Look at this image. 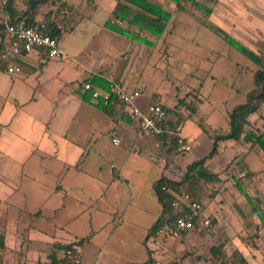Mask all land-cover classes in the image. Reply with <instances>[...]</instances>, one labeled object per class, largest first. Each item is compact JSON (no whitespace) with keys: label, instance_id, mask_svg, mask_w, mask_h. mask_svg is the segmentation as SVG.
Returning a JSON list of instances; mask_svg holds the SVG:
<instances>
[{"label":"crops","instance_id":"crops-1","mask_svg":"<svg viewBox=\"0 0 264 264\" xmlns=\"http://www.w3.org/2000/svg\"><path fill=\"white\" fill-rule=\"evenodd\" d=\"M28 2L10 0L6 7L0 0V26L25 16ZM202 3L212 12L199 24L192 17L188 21L186 11L163 3L172 17L161 38L145 37L153 46L131 41L106 27L114 0H43L39 4L34 20L50 19L61 27L59 47L66 57L48 59L43 50H34L10 59L0 69V264L64 263L68 246L82 253L84 244L90 246L101 237L97 247L112 249L119 243L125 245L121 239L125 235L135 240L140 236L146 251L142 264H219V260L230 264L233 250L240 253L233 264L263 263L264 104L248 116L245 136L239 141L218 140L213 156L208 157L212 150L204 156V168L221 181L202 186L210 189L216 203V215L208 217L214 221L211 246L207 236L189 231L179 239L167 234L149 237L153 242L148 247L144 237L161 212L155 183L162 176L177 182L173 174H185L191 163H175L181 155L175 150L165 154L168 146L156 138H139L124 108L110 115L81 97L83 85L94 77L127 91L138 90L142 103L158 97L169 110L177 99H190V92L199 89L195 114L183 119L175 111L168 114V122L175 123L180 116L179 136L191 145L181 130L200 115L201 108L198 121L212 120L213 148L214 136L229 133V116L234 108L246 104L260 69L215 30L264 57V1ZM171 23L175 29H170ZM200 28L212 32L223 45L213 48L195 42ZM6 44L0 30V51ZM164 59L184 61L205 75L192 88L194 75L185 74L183 85L187 79L191 82L185 93L149 86ZM148 63L153 71L146 73ZM7 66L18 72L7 74ZM112 138L120 144H112ZM259 139L263 148L257 144ZM134 143L141 152L160 156L162 162L164 156L169 166L163 162L161 170L155 162L150 166L151 159L136 157L131 151ZM236 183L249 199L239 193ZM214 246L222 250L218 262L209 259ZM87 262L82 256V264Z\"/></svg>","mask_w":264,"mask_h":264},{"label":"trees","instance_id":"trees-1","mask_svg":"<svg viewBox=\"0 0 264 264\" xmlns=\"http://www.w3.org/2000/svg\"><path fill=\"white\" fill-rule=\"evenodd\" d=\"M42 1L43 0H29L27 4L28 8L26 15L23 16L21 19L11 21L10 24L19 26L29 25L35 22L33 12L36 10V8ZM114 2L115 6L111 17L106 23V27L117 34L126 37L131 41H135L137 43L149 46H153V44L147 41L146 38L141 35V33L146 32L158 38L162 36L166 31L167 24L171 18V14L163 9V3L169 2L174 6L176 10L179 11H185V6L189 3L192 8H195L196 10L200 11L205 17H208L212 12L210 8H207L203 4H200L194 0H158V2H151L150 0H114ZM9 3L10 0H7L5 3L6 7L9 6ZM116 20L121 21L122 24L117 25L111 23V21ZM45 21L49 22L47 24V29L49 30L50 34L52 36L59 37L60 30H57L55 28V23L52 22L50 19H46ZM0 30L4 31V25L0 26ZM215 31L220 37H222L223 41L228 46L245 55L248 59L258 65L260 69H258V71L254 75V90L248 95L246 104L234 108L229 116V133L225 136L214 137L213 148L208 157L213 156V154L215 153L216 143L218 140L232 139L235 141H239L242 136H245L247 133L245 131V125L248 116L256 112L259 107L264 104V57H260L254 54L252 51L248 50L239 42L235 41L229 35L218 30ZM85 84H90L94 88L100 87L102 90H108L109 87L108 82L99 77H94ZM195 92L198 93L199 89H197ZM81 97L84 101H91L92 103H94V105L99 108H102L110 115L114 114L115 110H119L115 106H103L101 102L95 103L92 100V90L84 91V94H82ZM187 107L191 110L192 114H195V109L193 106L189 104ZM164 108L166 109L168 114L172 112V110H169L166 107ZM182 121L183 119L179 116L175 123L167 122L168 130L160 133L155 137L156 139L162 141V144L168 146V149L165 154L171 155L173 150L176 149L177 139L178 137H180L179 129ZM245 140L248 139L245 138ZM257 142V144L263 148L260 139ZM205 159L206 158L196 161L193 164L189 165L187 167L186 173L183 175L182 182H174L162 176L155 183L154 192L161 205V212L156 223L149 230L146 236L147 238L155 236V233L159 226H161L164 221L170 222L174 217V212L171 207V203L176 197L183 194L180 187L184 181L196 183L201 186L221 183L217 175L210 173L204 168L203 165ZM235 186L243 197L249 199L246 192L241 188L239 183H236ZM212 223L214 224L213 220ZM198 234L205 235L207 233L202 230L198 231ZM243 240L247 241L248 239ZM210 255L212 258L215 259L216 262H218L219 257L222 256V250L214 246L210 249ZM238 256H240V253L237 250H233L230 258L228 259L230 260V264L235 263V259ZM225 263L228 264L227 261H225Z\"/></svg>","mask_w":264,"mask_h":264},{"label":"built area","instance_id":"built-area-1","mask_svg":"<svg viewBox=\"0 0 264 264\" xmlns=\"http://www.w3.org/2000/svg\"><path fill=\"white\" fill-rule=\"evenodd\" d=\"M2 1L6 3L7 0ZM48 23V21L39 20L29 25L5 24L4 33L7 44L0 51V69L2 64L7 63L10 59L34 50H43L48 59L65 58V52L59 47V37L50 34L47 29ZM111 23L122 24L119 20L111 21ZM55 28L61 30L57 24H55ZM4 70L7 74L18 72L14 66H7ZM83 89L84 91L92 90V100L95 103L101 102L103 106L124 108L128 119L135 124L136 134L139 138L153 139L168 130V113L158 97L142 103V95L138 90L127 91L115 82H111L108 90L104 91L94 88L90 84H85ZM111 142L114 145L120 144L118 138H112ZM131 151L133 154L139 155L141 153L140 145L134 143ZM189 152H191L190 143L186 138L178 137L175 154L185 155ZM171 207L174 217L170 222L164 221L157 229L155 236L167 234L172 239H179L189 231L203 230L210 233L213 230L212 220L203 215L201 203L191 199L189 195L181 194L176 197L172 201ZM64 259V264H82V253L77 247L68 246L64 250ZM219 263L226 264L223 260H219Z\"/></svg>","mask_w":264,"mask_h":264},{"label":"rangeland","instance_id":"rangeland-1","mask_svg":"<svg viewBox=\"0 0 264 264\" xmlns=\"http://www.w3.org/2000/svg\"><path fill=\"white\" fill-rule=\"evenodd\" d=\"M150 1L158 2V0H150ZM194 1L200 4H203L202 1L206 3L207 0H194ZM241 1H244V0H241ZM260 1H264V0H260ZM210 2L212 5H214L217 2V0H210ZM185 7H187L186 9H188V10H185L186 11L185 17L186 19H188V21H190V19L193 18V20L191 21H197L199 24L201 21H203V19L206 18L200 11L196 10L195 8H192V6H190L189 3ZM171 17H172V14H171ZM217 18H220V16L217 15ZM226 20L229 21V19L227 18ZM173 28L175 29V23L170 24V29H173ZM141 35L144 38L146 37L151 40L157 38L146 32L141 33ZM161 37L162 36L158 38H161ZM195 38H196L195 42L202 41L207 46H211L213 48H219L221 45H223V41L221 39L214 36L212 32H210L209 30L205 28L198 29L196 32ZM182 45L187 46L186 43ZM258 48H259V44L257 46V49ZM261 48H263V46H260V49ZM144 49L146 50V48ZM188 64L186 65L184 61H173L172 59H169V60L164 59L162 63H160V65L158 66L159 68L155 66V68H158L156 70H160V72L159 73L156 72V79H153V81H151L150 83L152 85H149V86L152 87L153 84L155 85L157 84L158 86H160L162 90H165V91H176V92L185 93V91H187L188 88L190 90L191 86L189 85L191 84V82L190 80L187 79L186 80L187 83L183 85V83L185 82L184 76L185 74H187L188 76V74L190 73L194 75V80L192 81L193 82L192 88L197 87L201 79V76L205 75V72L195 70V68L192 67V65L190 64L188 65ZM152 68H153L152 64L148 63L146 66L145 72L147 73L148 71H153ZM188 97L190 99H187V96L183 99H177L175 101L176 105L174 106V108L170 109L172 110L171 113H175V111H178L183 119L184 118L186 119L188 116H192L193 114L191 113V110L187 106L190 104L191 106L194 107V109H196L195 107L197 105V100L195 99L197 98H196L195 90L191 91ZM184 101H185V104H184ZM199 109H200V112H199L200 115H198L197 117L193 118L190 121H187L181 130V134L187 136L192 141L191 152L185 155H181L179 157H175L174 159L175 163L193 164L195 161H198L204 158V156L208 155L209 152L212 150V141H213L212 137L214 133H213V130L210 131L209 129L211 128L210 124H212V120H209L208 118H202L199 122L198 118H201V108ZM213 127L215 126L213 125ZM202 129H204L205 131H203ZM139 155H136V157L138 158L143 157V158H146V160L151 159L153 162L151 161L149 162V164L151 163L150 166H152L154 162H155V165L159 166L161 170H163L164 163H165V166L166 165L169 166V164H167L168 160L163 155H162L163 156L162 158L164 160V163L162 162V159L160 158V156L147 154V152L145 151L144 153L141 152V155L140 156ZM136 161L137 160L134 161V164H133L134 166H136ZM173 175H174L173 178L177 182L183 181V175H184L183 172L176 171ZM167 177L170 178V175H168ZM180 188L183 194L189 195L191 198L201 203L203 207V213L206 217L216 215L214 213V208H213V206H216L215 199H214L215 197H213L210 189L202 187L201 185H198L196 183L185 182V181L181 184ZM216 200H217V197H216ZM213 231H214V228L210 233L205 234V237L207 236V240L210 241V244H209L210 246H211V241L213 238L211 233H213ZM216 232H218V229L216 230ZM121 239L125 240V245L123 246V244L119 243L117 245H114L112 249H110L109 247L99 249V247H97V246H100L99 244L102 240L101 237L96 238L95 239L96 243L90 244V246H85L84 244L83 247L85 248L81 249L83 261L87 260L88 261L87 264H142L143 261L145 260L144 258H145L146 251L143 246L144 244L140 239V236L138 235L137 237V239L140 241L130 238L129 235H125L121 237ZM144 242H147V246L151 247L153 239L147 238L145 236ZM209 256H210L209 259L211 261L213 258L211 257L210 254ZM126 259H129V261H126ZM121 261H124L126 263L124 262L120 263Z\"/></svg>","mask_w":264,"mask_h":264}]
</instances>
